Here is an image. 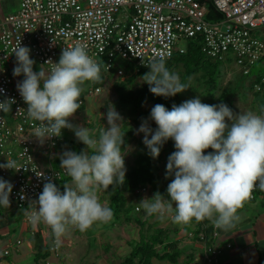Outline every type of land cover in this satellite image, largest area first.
Masks as SVG:
<instances>
[{
	"label": "clouds",
	"instance_id": "9594fccd",
	"mask_svg": "<svg viewBox=\"0 0 264 264\" xmlns=\"http://www.w3.org/2000/svg\"><path fill=\"white\" fill-rule=\"evenodd\" d=\"M30 53L31 49L21 43L15 47L13 75L24 76L17 89L28 105V118L40 122L32 135L44 143L61 136L67 128L87 146L79 153L66 150L61 156L60 169L71 183L63 184L61 191L53 182L60 179L59 173L46 177L38 200L32 201L37 207L24 210L33 226L42 222L50 227L53 247L59 249L73 229L85 232L114 217L112 208L101 203L97 190L125 183L123 117L109 105L108 127L99 131L98 138L93 129L69 122L81 108L85 82L101 81V65L88 55L86 46L63 48L58 63L47 71L42 67L39 72L33 70L36 62ZM145 66L150 71L143 75L144 82L156 96L173 97L191 88L190 78L182 82L180 74L166 66L163 56ZM14 103V98L0 101V111L11 112ZM150 118L158 127L153 130L144 120L137 133H144L143 143L152 158L160 156L169 139L174 141L176 151L166 165V177L174 179L167 186L170 199L157 192L140 200V207L148 216L161 220L170 216L176 224L208 220L218 230L234 228L241 220L239 211L251 201L254 190L264 191V105L260 112L235 113L224 103L209 105L197 96L173 104L171 110L156 104ZM209 148L214 151L205 154ZM0 168L20 170L17 161L8 159ZM13 187L0 177V205L4 208L11 206Z\"/></svg>",
	"mask_w": 264,
	"mask_h": 264
},
{
	"label": "built area",
	"instance_id": "2783aa9c",
	"mask_svg": "<svg viewBox=\"0 0 264 264\" xmlns=\"http://www.w3.org/2000/svg\"><path fill=\"white\" fill-rule=\"evenodd\" d=\"M213 2L223 13L219 20L206 19V4L199 0H21L16 11L0 14V101H16L11 112L0 111V157L4 158L1 164H6L7 159L15 160L20 169L0 168V177L14 185L10 199L23 210L26 223L30 222L24 210L37 207L32 201L38 200L46 177L57 172L61 178L66 172L45 169L35 159L36 146L50 155L62 135L41 143L30 134L40 122L28 118V105L15 86V47L20 43L29 47L30 58L46 71L58 63L63 48L77 44L86 46L88 55L102 63L106 72L114 68L117 55L138 71L160 56L166 60L176 52H185L187 40L200 35L201 49L207 56L220 61L232 59L244 73H249L257 61L264 62V37L255 32L264 27V0ZM116 74L124 78L125 68L118 65ZM263 84L264 73L255 81V90L261 91ZM101 87L87 86V92L99 93ZM84 101L83 91L81 105ZM59 180L53 182L57 184ZM147 189L136 188L137 192ZM257 197L264 199V191L258 187L251 200ZM198 234L206 238L204 230ZM218 234L214 228L212 241L205 243L203 259L191 264H219L220 254L232 244H220ZM51 236L50 252L59 255L60 248L53 247L52 231Z\"/></svg>",
	"mask_w": 264,
	"mask_h": 264
},
{
	"label": "crops",
	"instance_id": "0c3cea01",
	"mask_svg": "<svg viewBox=\"0 0 264 264\" xmlns=\"http://www.w3.org/2000/svg\"><path fill=\"white\" fill-rule=\"evenodd\" d=\"M20 3L21 0H0V14L16 11ZM258 68L264 72L263 61L258 65ZM258 73L259 71H257L256 74L253 73L252 85H254ZM16 78L17 76H15V80ZM23 79L24 76L21 75V77H19V82ZM15 86L17 87L16 82ZM83 88L84 96H86L88 94L86 82ZM256 93L262 97H257L259 99L257 103L259 104L260 101H263L264 104V84L261 91L255 90L254 94ZM253 99H249V101L256 103ZM261 106L262 105H260V107ZM83 107L84 105L69 118V122L84 127L95 126L98 132L103 129L105 124H93L86 116L78 113ZM150 113L151 111H148L147 121H149ZM65 129L62 130V140L54 147L50 155L44 154L40 147L36 146L34 155L41 167L45 169L60 168L63 152L66 150L74 151L77 138L74 134L70 137V144H66L67 138H65L63 133ZM30 134L32 135L33 133L31 132ZM170 140L171 139H169V141ZM172 141L173 140H171L170 143ZM139 151L143 150L139 149L138 152ZM213 151V149H207L205 150V154ZM3 161L4 158L0 157V164ZM164 177L165 175L162 178ZM65 183H71V178L68 177L64 183L58 181L56 185L63 191V184ZM160 184L162 185V182H160ZM124 192L125 196H127L126 200H133L136 202V211L141 210L138 197L152 198L155 195L153 189L149 185L148 189L144 192H137L136 189H130V193H128L127 190ZM97 195L101 203H105L109 207L111 206L109 189L105 190L99 188L97 190ZM124 198L125 197H123V199ZM165 198L170 199L168 196H165ZM10 200L11 206L7 209L6 215L2 214L5 218H3V216L0 218V264H123L132 249V243L142 240L143 238L148 240L153 230L160 227L166 228L168 234L162 238L161 243L155 244L158 256H153L151 258L152 264H191L202 260L204 257V241L195 240L196 234L199 233L200 230L198 222L192 221L189 224H183V228L187 232V235L182 237L179 235L180 227L172 224L173 220L170 216H166L163 220L159 219L156 215L148 216L147 214L141 218H130L124 213H122L124 214V221L119 223V225L111 220L108 223L98 222L85 232L73 229L70 234L63 239L59 255H54L50 252L48 255L42 256L44 252L41 251L40 248L43 247L44 242L51 235L50 227L42 222L36 226H33L31 223H26L23 219V210L18 208L12 199ZM0 208H2V205H0ZM239 215L241 216V220L235 227H238V225L242 226L245 223L249 224L252 227L249 231V241H253L255 244L258 241L264 242V199L262 197H257L249 201L245 204L244 208L239 211ZM116 218L118 219L119 217ZM188 225H190L191 228L188 227ZM235 229L236 228L231 229V232H235ZM218 233L219 243L223 244L225 242H230L232 244L230 247L232 250L233 243L231 240H223L221 237V230H218ZM257 235L259 237H257ZM175 242L180 249V254L177 257L171 254L172 246H170V244ZM188 243L196 247L194 249L191 248L187 250L185 248L183 250V246ZM200 243H202L203 246L197 247ZM5 250H9V252L5 253ZM224 250H226V248ZM231 250L228 251L229 253L227 252L228 256L233 255ZM227 254L225 253L224 255ZM261 258L262 256L258 252V256L251 260L254 261V264H261ZM219 264H232V262L228 259L221 260L219 258Z\"/></svg>",
	"mask_w": 264,
	"mask_h": 264
},
{
	"label": "rangeland",
	"instance_id": "374dc122",
	"mask_svg": "<svg viewBox=\"0 0 264 264\" xmlns=\"http://www.w3.org/2000/svg\"><path fill=\"white\" fill-rule=\"evenodd\" d=\"M256 34L261 37H264V27H259L256 29ZM181 44L185 45L184 41L180 42ZM36 62V61H35ZM114 68L108 74L105 79L104 85L101 87V91L99 93H88L85 96L84 107L79 110L78 113L86 116L93 124H105V127H108L107 123V111L109 105H114V100L117 98V92L114 87V82L119 80V76L116 74V70L119 66L124 67L127 63L126 60H123L120 56H116L114 58ZM41 67L43 66L36 62L33 66V70L39 72ZM175 72H178L181 76L184 75L185 67L183 64H176L173 67ZM256 74V71H253ZM253 73H244L240 66L236 64L232 59H228L222 62L219 72L215 76V81H211L209 77H204L203 70H197L191 73L188 79L185 82H188L189 78L191 80V88L187 89L186 91L178 94V105L182 104L184 101L193 99L197 96L200 97L203 103L209 105H219L220 103L226 104L229 108H231L234 112L240 113L241 111H257L260 112V105H264L263 101H260L259 104L258 98L261 97L258 93L254 94L255 87L252 85L253 80ZM18 76L15 80L16 83L19 82ZM92 83L91 81L86 82V86H90ZM144 84L143 77H138L134 83V87H139ZM254 97V99H253ZM256 97V99H255ZM169 97L161 96V99H167ZM262 98V97H261ZM249 99L255 100L256 103L250 102ZM115 106V105H114ZM143 107L146 108L148 111L154 107L153 103L149 100H145L143 103ZM116 108V107H115ZM116 111L120 113L123 117V122L126 121L127 127L134 126L133 120L131 117H125L119 109L116 108ZM149 126L155 130L158 126L156 125L155 121L152 120L149 116ZM74 125H77L73 123ZM89 127V126H85ZM140 126L135 127V137L131 138V142L128 148L122 152L125 153V167L126 170H130L131 166L134 165L135 159L138 153V150H143L149 154V150L146 145L143 143L144 133H137V130ZM93 129L96 133L98 138L99 132L97 131L96 127H89ZM66 139V144H70V137L74 135V132L65 129L63 132ZM151 138V137H149ZM140 141V142H139ZM171 141V140H170ZM168 140L164 146L161 148V154L158 158H153L155 163L158 165V173L162 178L165 173L167 172V162L168 160L165 157V153L168 149V145L170 143ZM211 150V148H209ZM126 171V172H127ZM160 186H162L160 184ZM150 189V188H149ZM130 193V189L127 190ZM124 195V207L122 208L123 213L130 218H141L146 215L145 211L141 208V210H135V201H128L126 200L125 192ZM142 197H138V202L142 200ZM8 208H0V218L3 216L2 214L6 215ZM124 214H119V218L117 219L116 216L113 217L112 221L119 225L124 221ZM5 218V216H3ZM173 225H177L180 227L179 235L184 237L187 235V232L183 228V224H176L172 221ZM188 227L191 228L190 225ZM235 232H231V230L224 232L221 230V237L223 240L229 239L233 243V248H226L224 252H222L219 256L221 260H230L232 264H254V261L251 259L255 258L259 254H261V264H264V242L258 241L256 244L253 241H249V231L251 230V226L247 223L238 225ZM233 229V228H232ZM257 237H259L257 235ZM198 244V242H197ZM203 246L202 243L197 245V247ZM196 246L192 244H185L183 246V250L186 248L191 249L195 248ZM232 251L233 255L227 254L228 251ZM227 255H224V254ZM229 253V252H228Z\"/></svg>",
	"mask_w": 264,
	"mask_h": 264
},
{
	"label": "trees",
	"instance_id": "16d2710c",
	"mask_svg": "<svg viewBox=\"0 0 264 264\" xmlns=\"http://www.w3.org/2000/svg\"><path fill=\"white\" fill-rule=\"evenodd\" d=\"M201 3L206 4V19L208 20H219L223 17V13L218 10L215 6L213 0H199ZM202 37L200 35H196L187 40L186 50L185 52H176L170 58L166 59V66L172 70L176 64H183L185 67L184 75L182 76V82H185L188 77L197 70L204 71V77H209L211 81H215V76L219 72L221 64L223 61L213 60L209 56H207L204 51L201 49L202 47ZM262 62L257 61L253 64L249 73H253V71H259L256 77V81L260 80L261 75L264 73L259 70L258 65ZM101 65V81L100 82H91V86L101 85L103 86L105 83V79L108 74L111 72H106L103 69L102 63ZM126 70V76L124 78H119L118 81L114 82V87L117 92V98L114 100V105L117 109L121 111V113L125 117H131L134 123V126L127 127L126 121H124L122 125V131L125 133L124 136V145L121 148L123 152L131 138L135 137V127L141 125L144 120H147L148 110L143 107V103L145 100H149L155 106L156 104H162L169 110L172 109L173 104L178 105V94L169 97L167 99H161V96H156L150 92L149 86L144 82L143 85L139 87H134V83L138 77H143L144 74L150 71L148 67H141L138 71H134L132 68V63H126L124 66ZM85 100V96H84ZM84 104L81 105V107ZM74 151L79 153L81 150H85L87 147L82 142H75ZM176 151L174 147V141L170 143L166 153V159L170 154ZM145 151H139L137 153L135 163L131 166L130 170L126 172L125 183L122 187L109 188L110 198H111V206L114 216L118 217L119 214L123 213L122 208L124 207V199L123 192L128 189H136L137 187L147 186L148 185L153 189V192L156 194L159 192L164 196H168L167 194V186L174 179V176H167L161 179L158 173V165L155 163L154 159L146 154ZM167 173V172H166ZM69 176L65 173L59 180L64 183ZM160 182H162V186H160ZM169 197V196H168ZM195 221V220H193ZM199 229L204 230L206 233V238L201 239L199 234H196L195 240H202L204 243H209L212 241V231L214 230V226L210 221L204 220L202 222H198ZM51 232V229H50ZM198 232V231H197ZM168 234L166 228H157L153 230L150 238L148 240L143 239L137 242L132 243V249L125 259L123 264H152L151 258L153 256H158L157 251L155 249V244L161 243L162 238H164ZM50 235L49 238L41 247V251L44 252L42 256H46L50 253V244H51ZM172 246V255L177 257L180 254V249L177 246V243L170 244ZM40 251V252H41Z\"/></svg>",
	"mask_w": 264,
	"mask_h": 264
}]
</instances>
